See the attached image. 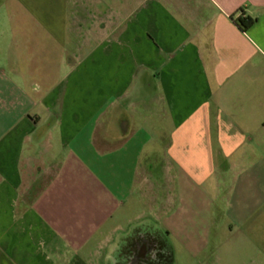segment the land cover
<instances>
[{"label":"crops","instance_id":"crops-1","mask_svg":"<svg viewBox=\"0 0 264 264\" xmlns=\"http://www.w3.org/2000/svg\"><path fill=\"white\" fill-rule=\"evenodd\" d=\"M150 234L264 264V0H0V264Z\"/></svg>","mask_w":264,"mask_h":264},{"label":"flooded vegetation","instance_id":"flooded-vegetation-1","mask_svg":"<svg viewBox=\"0 0 264 264\" xmlns=\"http://www.w3.org/2000/svg\"><path fill=\"white\" fill-rule=\"evenodd\" d=\"M147 245L136 248L127 254V264H166L168 262V252L162 246L160 239L150 234L145 236ZM147 251H144L146 250Z\"/></svg>","mask_w":264,"mask_h":264},{"label":"trees","instance_id":"trees-1","mask_svg":"<svg viewBox=\"0 0 264 264\" xmlns=\"http://www.w3.org/2000/svg\"><path fill=\"white\" fill-rule=\"evenodd\" d=\"M240 22H241L242 25L247 27L251 23V20H249V19H240Z\"/></svg>","mask_w":264,"mask_h":264}]
</instances>
